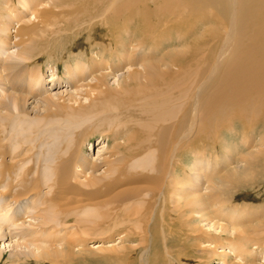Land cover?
<instances>
[{
    "label": "bare ground",
    "instance_id": "6f19581e",
    "mask_svg": "<svg viewBox=\"0 0 264 264\" xmlns=\"http://www.w3.org/2000/svg\"><path fill=\"white\" fill-rule=\"evenodd\" d=\"M172 37L173 50L154 54ZM39 60L54 64L51 80L64 76L73 91L50 95ZM40 109L66 110L75 128L106 139L100 149L108 156L96 163L75 149L66 162L56 154L60 133L45 129ZM205 152L215 165L209 157L206 168L198 164ZM122 167L140 179L162 173V182L151 193L114 192ZM217 178L225 186L215 187ZM262 185L264 192V0H0V242L11 248L0 251V264H22L20 256L76 264L93 253L89 242L119 227L131 232L140 226L133 217L144 223L141 204L155 216L169 194L188 200L184 210L175 206L181 218L200 208L208 214L207 205L223 212L233 210L219 203L225 191L235 188L237 200L247 196L241 188ZM103 189V197L118 195V215L110 198L85 197ZM250 208L237 221V241L239 256L255 264L264 208ZM13 239L21 243L5 247Z\"/></svg>",
    "mask_w": 264,
    "mask_h": 264
},
{
    "label": "rangeland",
    "instance_id": "374dc122",
    "mask_svg": "<svg viewBox=\"0 0 264 264\" xmlns=\"http://www.w3.org/2000/svg\"><path fill=\"white\" fill-rule=\"evenodd\" d=\"M16 27V24H14V28ZM12 31H14V29ZM169 41L170 49H160L159 46V51H155L154 54H168L171 50H173L171 49V46L177 44L178 41H175L174 37H172V39ZM78 52L79 50L74 53ZM95 52L97 51L94 50V53ZM38 63L41 65V70L44 73L42 85L45 87V89H49L50 92L48 93L50 95L63 94L65 91L71 93L73 91V89L71 90L64 88L66 83L64 76L54 79V82L51 80L53 79L52 76L54 75L55 70L54 64H49V61L47 62L45 60H39ZM63 70L64 67H60V72ZM125 71L126 68L120 70V73H125ZM120 73L117 72L116 75H119ZM113 83L114 80H111L109 84L112 85ZM63 95H65V93ZM29 103H33V101L30 100ZM29 108L30 111H32L34 109V105L29 106ZM67 114L68 112L64 109L60 111L50 110V112L44 110L41 111L40 109V116L42 118L41 124L45 125V129L48 132L60 133V136L57 138L61 139V144L56 148V154L60 155V152L63 151L60 156H62L66 162L68 161V158L75 154V149H78L81 154L87 155L88 157H86V159L92 158L96 163L107 157L108 155H102L103 149H100L102 144L106 145V139L97 133V135L92 137L88 136L87 132L85 131V127L75 128L69 121L70 119H68L66 116ZM236 142L237 141H235V144ZM23 145L26 146L27 143L22 144V152L28 149L27 146L24 147ZM110 149L111 147H109V150ZM208 153L209 152H205V157H197L200 160L198 161V164L202 165L204 168L207 166V157H209ZM221 153L222 155L220 157L225 158L226 153ZM187 154L189 155V153ZM113 157L114 156L110 157V159ZM184 158H186V154L184 155ZM210 159L213 160L212 158ZM215 161L213 160L211 165H215ZM188 164L189 163L180 165L181 168L179 169L186 170L189 166ZM106 169V166H103L101 171ZM132 169H126L122 167L120 170H118L117 173L114 174L117 176V179L110 183H115L118 180H121V183L111 186L110 190L114 192H123L124 190H128V193L138 195L140 192L139 188H146V190L150 193L152 190H156L158 188L162 173L157 172L154 174H147L143 176L145 179H140L141 176L134 177L138 171ZM183 172L185 173V171ZM109 174L110 172L108 171L104 173L106 177L109 176ZM83 179V177L78 178L79 181H83ZM126 181L130 182L125 183ZM73 182L76 183L75 181ZM214 183V186L218 188L225 186V183H222L221 185V182L218 180V178ZM261 187L262 191L260 192L252 191L248 187L241 188V190L245 192L244 195L247 196H240V199L237 200L236 197H234L232 200L233 193L236 191L235 188H230L225 191L223 197H221L222 202L220 201L219 203L222 205V207H233V210L214 212L213 210H210L209 205H207L210 211L208 214L205 211H202L200 208V210L196 209L192 215L183 216L182 218L179 215V212H177L175 206L179 204L181 210H184V203L188 201L186 199L177 200L169 197L168 194L166 203L160 204V206L157 208V213L155 216L148 214V203L147 207L141 204L138 207L139 216L144 217V223L147 219H150V222H147L146 233L142 229H139L144 223H142L138 217H133L132 219L137 220L138 224L140 225L138 228L134 227L131 232L125 233V229L123 227H119L111 233L104 235V237H102L103 241L99 240L89 242L88 247L92 249L93 253L86 251L87 255L84 257V259H76V264H249L248 261H250V257H246L248 261H243L245 256H239L243 254H239L240 248L237 237L241 236L240 232L242 230L237 224V221L240 223L248 220L247 217L251 210V205L261 206L264 208L263 185ZM229 191L233 193L231 194ZM104 194L105 189H103L101 192L93 190L90 191L85 197H90L93 199L100 198L99 201L111 197H103ZM227 194H229L231 197H227ZM77 197H72L69 201V204H73L74 201L78 199ZM253 197H256L258 201ZM117 198L118 195L108 200V204H110L111 216H116L119 214L117 209L113 210L116 206L115 201ZM148 202L150 201L148 200ZM25 208L28 207H23V209ZM236 209H240V211H243L244 209V211L240 213V211H237ZM112 211L115 212L112 213ZM108 221L104 222L103 225H105ZM122 232L124 233L121 234ZM206 233L212 234L211 237L213 236L216 238V247L213 249V244L209 246V243H207ZM143 237H145V243L140 244ZM17 242L21 243L16 239H13L12 241L10 240V242L7 243L5 247L8 245H15ZM3 246L4 245H2L0 242V251L4 255L9 254L11 248L2 250ZM263 250L264 244L259 246L255 245L254 241H252L250 255L252 256L254 252H258V258H256L254 262L255 264H264V254L259 255V252L262 253ZM74 251L76 252V256H79L85 252V250L77 249H74ZM143 251H145L144 254H142ZM139 254L140 256L143 255V257H140ZM141 258L144 260L141 261ZM5 259H3L2 264H5ZM17 260L22 261V264L34 263V257L26 258L20 256L17 258Z\"/></svg>",
    "mask_w": 264,
    "mask_h": 264
}]
</instances>
